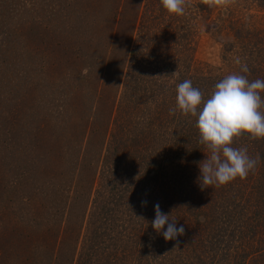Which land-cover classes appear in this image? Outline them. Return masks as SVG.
<instances>
[{"label":"rangeland","instance_id":"obj_1","mask_svg":"<svg viewBox=\"0 0 264 264\" xmlns=\"http://www.w3.org/2000/svg\"><path fill=\"white\" fill-rule=\"evenodd\" d=\"M236 58L247 64L249 80L264 79V0L214 7L185 0L183 15L167 13L160 0H0V264H238L243 256L244 264H264V169L256 179L211 186L214 192L207 191L200 205L180 202L181 189L198 183V165L205 159L198 137L196 144L188 140L197 136L195 127L184 146L173 144L175 159L168 158L167 176L161 177L167 183L158 179L152 186L160 210L170 213L178 228L185 226L188 235L178 241L162 242V233L148 226L141 202L131 221L122 214L124 206L89 226L87 208L81 220L71 213L76 206L71 187L53 200L42 190L46 179L35 177L39 168L58 163L76 183V154L61 141L67 135L83 140L97 124L104 130L91 140L103 138L102 155L110 154L109 135L118 133L116 139L134 138L126 144L150 152L156 144L135 137L132 122L154 129L168 125L160 120L170 123L167 117L178 114L169 113L177 84L188 79L210 92L224 76L240 72ZM168 126L164 130L172 136L177 130ZM256 145V155L264 157V139L244 134L233 146L254 152ZM154 160L150 152L146 163ZM182 164L193 177L183 183ZM171 186L169 201L164 195ZM139 191V199L145 198L147 187ZM132 221L146 238L133 245L125 237L124 244L131 243L142 258L120 260L119 236L131 235ZM103 224L101 240L88 231Z\"/></svg>","mask_w":264,"mask_h":264},{"label":"trees","instance_id":"obj_2","mask_svg":"<svg viewBox=\"0 0 264 264\" xmlns=\"http://www.w3.org/2000/svg\"><path fill=\"white\" fill-rule=\"evenodd\" d=\"M158 54L165 55L167 54V52L165 53L164 50H160L158 51ZM207 92L208 90L205 91V97L206 94L209 93ZM182 117H184V119H182ZM167 118L168 119L170 118L169 119L171 120L170 123L166 119L160 121L165 122L168 125L169 124L174 125L172 126L174 127L173 129H176L178 132L172 130V136L170 135L169 130L167 131L164 130L168 126L166 124L159 125L155 129L151 126V124L149 125L142 124L138 127L137 120L133 121L131 124L132 131L136 132L135 137L137 136L136 134H139L140 137L143 136L145 139H148V141L150 140L156 144L155 147L151 146L152 148L149 149L151 150L150 152H153V155L155 156L156 161L155 160L154 161L156 166L154 165V161H149L148 163H146V159L149 158L150 152L144 150V152L141 153L139 152L138 149H133L134 144H129V145L126 144L127 142H131V141L135 142L136 140L134 138H132L131 140L129 137H127V139L124 140L121 139L120 137H117L116 139V136L120 133L114 135L113 137L112 134L109 135L108 144L112 150L109 148L108 151H110V154L104 151V154L102 155L101 142L103 138L99 142H96V144H93L92 143L93 140H91L93 134H97L101 132L100 129L104 130V127H100L97 124L86 130L87 137H85L83 140L79 138L82 136H79L77 137L75 142V140H73L74 135H67L61 141V146L64 147L65 145L69 149L70 155L71 153L73 155L76 154V158L73 156L76 159V183L70 182V180L65 175L66 172L63 171H61L62 173L60 172L58 163L53 164L55 166H51L47 168H39L37 170V175H35V177H38L36 180L43 181L44 179H46V183L48 184V187L47 186H41V187L42 190H44L45 194H50L49 198L53 200H55L54 197L62 196L61 194L64 192L65 188L71 187L72 192L74 193L72 200L76 201V206L70 208L71 213L73 214V211L75 210L76 216H78L77 220H81L84 211L87 208L88 213L86 218L88 217L87 220L89 222V226H92L100 221H104V218L108 214H113V216H114L113 212L119 214L120 212L123 211L122 208L124 206H125V210L124 213L122 212V214L128 215V220L126 221L129 220L131 221L134 214L140 213V210L138 209L139 202H141L142 205L146 206L147 210L144 212V214L148 218L149 220L148 226H150L152 225V221L155 219V206L157 204H159L160 208L162 206L158 202V194L156 192L154 194V190L152 186L154 185L156 180L158 181V179H160V183H162V181L167 183V181L163 180L161 177L167 176L164 172V167L168 166V161H172V160H168V158L172 156L173 159H175L177 152L173 151L174 150L172 148L174 147L173 144L179 143L182 146H184L185 144L183 143L184 142L183 140L189 134V129L195 127V118L191 116L189 119H191L193 123H190L189 122L190 120H188L186 116H183L180 113L175 114L174 116H169ZM109 119L113 120V117L110 118L109 116ZM79 121L80 120H78L77 122L78 126H79ZM109 122L110 121H108V124ZM153 122L155 121H152V123ZM126 126H128V122ZM145 126H147V128H145ZM126 131L127 130H124L123 133L125 134ZM74 133L80 135V133L82 134L83 131H79L76 129ZM195 134L197 136L194 137L189 136L188 140L189 142H191V139H193L196 144L197 143L196 139L199 135L197 129ZM115 141H117L118 144L120 142V146L117 145ZM258 147L259 146L257 145L254 146L253 148L254 152L248 149L249 155L255 157ZM168 153L171 155L167 156ZM253 153H255V155H253ZM150 166H155V168L150 169ZM182 166L184 170L181 168L182 171L179 173V175L182 176V178H180L179 180L180 182L183 183L188 179L189 175L187 174L188 167L186 166V164H182ZM68 168L71 171H74L72 170L73 167H68ZM263 169H264V157L261 156L260 167H256L255 169L256 173L253 175H251L252 173H250L247 176V178L252 177L253 179L254 178L256 179V176H258V174L261 173ZM198 175H200V173ZM189 177L193 178L191 175ZM142 185L143 187H141ZM199 185H200L199 183L194 182V188H191L189 185L183 187L179 193V197L181 198L180 202L185 203L187 205L186 200H191V201L196 200L195 203H198L200 205L199 201L204 200L203 195L207 191H212L211 189H213V187L202 188ZM146 187H147V192H145V198L139 199V196L137 194V189H140L139 192L141 193ZM167 188H168L167 192L164 196H166L167 198L169 197V201H170L171 193L173 189L172 186ZM38 189H40V186H38ZM174 192L175 191L173 190V195ZM61 202L57 206L64 208ZM169 206L170 205L168 204V208ZM201 210L202 207H200V212ZM162 212L170 216V213H166L165 211ZM66 225L68 226L62 227L63 231H65V229H70L69 226L70 224L68 223ZM80 225L81 224H79V226ZM101 226H95L93 228L88 229L91 235L93 233L95 237L100 236L99 240H101L102 236L105 235L104 232L105 224ZM130 226L133 229L129 227L132 230V233L131 235H129V237L123 235L119 236L120 239L122 240L118 243V245L121 247L120 250L122 251V258L120 260L125 258L123 255H126L127 259L131 256L142 258V255H138V254L135 255L131 243L129 246H125L124 244L125 241L123 240V238L125 237L127 239L130 238V240H133V245L135 244L136 241L146 238L144 236L137 234L138 230L135 229L136 228L135 223L131 224ZM184 233H185L184 235H188L187 232ZM179 236L177 237L178 239ZM164 241L165 239L162 240V242ZM175 241L178 240L175 239ZM171 244H172L171 241L170 243L167 244L169 250ZM107 254L110 255V253ZM244 258L245 257L243 256L239 260L238 264H244ZM115 264H118L117 260L115 261ZM234 264H236V262H234Z\"/></svg>","mask_w":264,"mask_h":264},{"label":"clouds","instance_id":"obj_3","mask_svg":"<svg viewBox=\"0 0 264 264\" xmlns=\"http://www.w3.org/2000/svg\"><path fill=\"white\" fill-rule=\"evenodd\" d=\"M230 2L204 0L210 7ZM160 4L169 14L185 13V0H160ZM235 62L240 65V72L220 79L206 98L191 80L177 84L175 105L169 109L170 115L178 112L195 118L198 143L203 145L205 155L198 165V183L202 188L220 187L237 178L245 179L261 160L259 154L250 156L247 147L233 145L234 140L244 134L253 140L264 139V79L249 80L247 64L240 58ZM169 217L160 210L159 204L155 206L152 227L157 233H162L166 241L184 233V227L178 228L176 221Z\"/></svg>","mask_w":264,"mask_h":264}]
</instances>
